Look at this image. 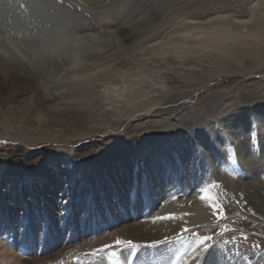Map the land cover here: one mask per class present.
Listing matches in <instances>:
<instances>
[{
  "label": "bare ground",
  "instance_id": "1",
  "mask_svg": "<svg viewBox=\"0 0 264 264\" xmlns=\"http://www.w3.org/2000/svg\"><path fill=\"white\" fill-rule=\"evenodd\" d=\"M78 1L84 3V9L88 12L95 11L98 14L107 15L112 8H117L125 0H111L108 5L107 0ZM186 3L196 5L189 0H186ZM183 9L175 17L176 20H180L179 26H188V21L196 23L200 28L206 25L221 26L222 30L219 29V33L224 34L231 32L232 28L240 24L236 13L224 5L217 13L214 12L217 17L211 19H207L212 17L211 15L205 14L206 16L202 17V13L183 11ZM72 10L58 4L55 0H0V116L11 110L21 109V105L32 103L34 112L42 113L45 111L44 107L39 103L37 105L36 102L42 98L45 99V96L50 98L57 93L62 94V87L67 89L68 85H79L81 82L94 83L90 87L94 95L96 94L94 96L96 99L90 107L97 113L111 114L112 111L109 110L101 112L102 104L98 99L106 100V96L108 97L111 93L108 85H117L115 79L118 74L123 73L121 68L133 63V58L122 56L121 52L115 50L116 47L122 46L123 43L128 46V43H131L130 47L134 45L132 49L134 58L159 54V51L165 54L166 51L170 52L175 47L170 42H160L159 39L165 30L161 33L157 29V32L155 30L147 36L144 35L145 31H140L144 22L155 23L157 16L155 7L140 9L137 15L131 20L127 19L126 24L122 25L118 31L112 29L114 26L107 24L100 34L92 26H86L82 17H77L79 16L77 11ZM134 11L135 8L130 14ZM255 11L253 10L251 14L252 21L257 15ZM32 21L35 23L39 21V23L35 25ZM252 21H248L247 24ZM260 27L258 29L264 30V26ZM115 41L119 44L116 45ZM101 89L104 91H100ZM174 90L176 89L170 88L167 92L153 91L150 96H147L163 98L169 102L171 99L169 94L173 92L174 95ZM215 104L219 106V101ZM162 105L165 104L159 100H148L141 105L142 109L138 107V109L135 107L127 109L126 115L129 118H140L151 113L161 116L162 120L163 115L178 112L177 110L183 107L179 105L166 111L160 107ZM116 109L124 110L119 107ZM248 112L249 110L244 109L234 116L230 114L218 121L219 126L227 131L237 145L238 160L240 167L244 170L245 178V181L240 182V186L226 182V178L219 171V165L225 162L224 141L222 142L217 136L213 126L208 125L213 141L211 144L210 141L203 142L199 132L192 127L186 128L185 134L182 130L174 128L173 121L167 119L164 129L162 126L156 128V125L147 124L146 128L150 131L145 134L142 131L136 132L139 127L133 124L128 129L131 136L129 144L123 143L120 135H110L111 137L107 140H97L93 145L83 147L81 150L87 153H91L90 150L95 148L94 155L87 159L89 165L84 171L66 174L62 170L55 176L50 168L46 169L42 167V164L34 162L33 169L26 168L32 171L24 179L23 174L27 172L24 167L28 164L24 167L17 165L16 170L20 171L17 174L23 181L21 192L36 198L38 202L34 209H29L28 225L26 228L21 227V233L24 237L31 238L32 244H36L38 251L41 252L37 257L21 259L0 241V264H74L72 259L74 256L78 259L80 254L77 250L82 249L84 243L89 245L90 237L102 230V226L109 229L112 236L120 240L148 243L173 235L186 226L207 222L212 210L208 208L206 201L194 200L193 196L188 197V190L191 189V183H194L198 177L209 173L225 181V188L234 196V199L241 201L238 208L240 213L247 214L254 209L264 214V156H258L253 152L248 140L239 139L241 131L243 134L249 131L245 129V118ZM254 112L258 114L260 127L264 129V108L254 109ZM138 114L140 115L137 116ZM235 117L239 119L238 124L235 123ZM239 124H242V129L237 131ZM87 135L91 133L87 132L79 137ZM33 155L31 154L30 157ZM58 161L54 158L51 163L58 165ZM25 163L26 161H23V164ZM8 167L4 171L1 166L0 175L3 171L5 175H9ZM66 186L73 191L72 196L77 199H75V205L70 203L73 199L71 192L68 197L65 194V197L62 195ZM179 189L183 190L185 200L169 203L164 209L167 216L174 217L170 219V224L155 222L154 207L167 196L171 197V192ZM84 192L87 193L86 197L83 196ZM190 202L192 204L189 207ZM183 204L184 206H180ZM163 205L165 207V204ZM28 206L26 202L17 201L13 210L17 209L16 212H20L22 208L27 209ZM132 210L135 212L133 216ZM80 212L84 216H79ZM60 213L65 214L64 217L61 216V219L58 217ZM9 221L12 222L10 216L6 215V209L0 206V228ZM39 221L43 222L42 232L38 230ZM59 222L64 228H58ZM172 222L176 223L175 227L171 226ZM249 222L250 220L244 219L245 224ZM28 241L30 243V239ZM106 241L108 239H103L100 244ZM59 242L65 244L54 252L49 251L51 246L54 248ZM110 252H93L84 264L90 262V264H121ZM174 252V249L163 246L150 253L139 254L137 258L135 257L136 259L131 252L126 255V258L127 260L129 258L130 262L129 260L127 262L130 264L133 259L136 264H170ZM73 253L76 254L73 256L71 255ZM226 256L223 250L214 248L207 254L204 264L241 263L233 259L227 260ZM83 260L80 258V264H83Z\"/></svg>",
  "mask_w": 264,
  "mask_h": 264
},
{
  "label": "rangeland",
  "instance_id": "2",
  "mask_svg": "<svg viewBox=\"0 0 264 264\" xmlns=\"http://www.w3.org/2000/svg\"><path fill=\"white\" fill-rule=\"evenodd\" d=\"M55 1L67 6L68 9H73L72 11H77L79 14L77 17H82L85 25L92 26L98 34L107 24L111 27L114 26L112 29L118 31L122 25L126 24V20L135 17L140 9L155 7L157 14L155 23L144 22L140 31H145L144 35L147 36L155 30L157 32V29L161 33L165 30L159 39L160 42H170L175 47L173 46V50L166 51L165 54H161L159 51V54L141 55L137 58H134L132 52L134 45L130 47L131 43H128L129 47L124 43L122 46L116 47L115 50L121 52L122 56L133 58V63L121 68L123 73L118 74L115 79L117 85H108L111 93L108 97L106 96V100L98 99L102 104L101 112L109 110L112 111L111 114L97 113L90 107L96 99L94 98L96 94L94 95L91 89L94 83L81 82L79 85H68L67 89L62 87V94L57 93L58 95L50 98L45 96V99L42 98L36 102L37 105L39 103L44 107L45 111L42 113L34 112L35 108L32 103L21 105V109L11 110L0 116V167L3 166V170L6 171L9 166L10 172L9 175H5L3 171L0 175V203L3 202L0 206L6 209V215H9L12 220L0 228V241L6 244L8 249L21 259L37 257L41 252L38 251L36 244H32L31 238H26L21 233V227L26 228L28 225L29 209H34L38 202L36 198L26 196L21 192L23 181L17 174L20 173L16 170L17 165L24 167L28 164L24 170L28 167L33 169L32 163L37 162L42 164V167L54 171L55 176L62 170L66 174L73 171H84L89 165L87 159L94 155L95 148L90 150L91 153H87L81 150L83 147H89L97 140H107L108 137L119 135L122 137L123 143L129 144L131 136H129L128 129L133 124L139 127L136 132L142 131L145 134L150 131L146 128L150 124L156 125V128L162 126L164 129L166 128L165 121H173L174 128L182 130L186 134V128L192 127L193 130L199 132L203 142L210 141L211 144L213 141L208 125L213 126L217 136L221 138L222 142H225H223L225 162L219 165L220 173L226 178V182L235 186H240V182L245 181L244 170L240 167L238 160L237 145L227 131L219 126L218 121L230 114L234 116L241 110H249L245 118V129H249V131L244 134L241 131L239 139L248 140L252 151L258 156H264V129L260 127L258 114L254 112V109L264 108V30L258 29L260 26L262 28L264 26V0H189L196 5L187 4L186 0H125L117 8H112L107 15L98 14L94 11L95 9H93L94 12H88L84 9V3L78 0ZM110 1L107 0L106 4L108 5ZM223 5L235 12L238 21L240 20L239 23H242L239 24L240 26L232 28L231 32L221 34L219 33V29L222 30L221 26L206 25L200 28L196 23L189 21L188 26H179L180 20L175 19L181 9L202 13V17L205 14L212 16L207 19L215 18L217 16L214 12L217 13ZM133 8L135 11L130 14ZM253 10H256L257 13L254 21L250 20ZM248 21L252 22L247 24ZM38 23L33 22L35 25ZM115 44L118 45L119 42L115 41ZM138 53L140 52L138 51ZM121 74L123 75L121 76ZM170 88L176 90H174V95L173 92L169 94L171 96L169 102L155 96L149 98L153 91L167 92ZM100 91H104V89ZM148 100H159L165 104L160 107L166 111L179 105L183 107L181 110H177L178 112L163 115L162 120L161 116L151 113L140 118H129L126 115L127 109L134 107L142 109L141 105L147 103ZM217 101H219V106L215 104ZM116 107L124 110H117ZM238 122L239 119L235 117V123L238 124ZM115 124L116 126H114ZM241 126L242 124L237 131L242 129ZM87 132H90L91 135L79 137ZM31 154L34 155L30 157ZM54 158L59 160V166L56 163H51ZM23 161L26 163L23 164ZM31 171L27 170L23 174L24 179L29 176ZM225 181H221L216 175L209 173L206 176L198 177L194 183H191L188 197L193 196L194 200L206 201L208 208L210 207L209 209L212 210L207 222L186 226L181 231L158 241L148 243L132 241L139 245L136 249L117 246L116 240H120V238L112 236L111 231L102 226V230L90 237L89 245L84 243L86 245H82L84 248L80 246L83 250L80 248L77 250L80 253L78 259L74 256L76 253L71 254L74 256V258L71 257L73 263L80 264V258L82 260L84 258V264L93 252L111 251L110 253H115L121 264H130L127 262L129 260L126 258L127 254L133 252L134 258H137L139 254L144 255L156 248L166 246L175 250L170 264H204L207 254L214 248L223 250L227 255V260L233 259L236 262H241L238 264H264V214L254 209L247 214L240 213L238 208L241 201L234 199V196L225 188ZM70 192L73 198L70 203L75 205L77 199L72 196L73 191L68 186L64 188L62 195L68 197ZM84 193L83 196L86 197L87 193ZM170 194L171 197L167 196L154 207L153 219L155 222L160 221L168 224L170 219H162L168 217L164 212L167 204L179 203L185 196L181 189ZM205 195L214 197L215 202L222 206L220 211L222 219L218 218L217 212L210 206L212 201L201 198ZM17 201L26 202L29 206L27 209L22 208L20 212H16L17 209L13 210V207ZM191 204L192 202L188 206L190 207ZM180 206H184V204ZM82 212L79 216H84ZM63 213H60L59 219L61 216H65ZM134 214L135 212L132 210L131 215ZM244 219H248L250 222L245 224ZM38 225V230L42 232L44 230L43 222L39 221ZM171 226L175 227L176 223L172 222ZM58 228L62 229L64 226L62 227L59 222ZM204 237H212V239L201 245L199 241ZM103 239H108V241L100 244ZM63 244L65 243L59 242L54 248L51 246L49 251L54 252ZM132 264H136L134 259Z\"/></svg>",
  "mask_w": 264,
  "mask_h": 264
},
{
  "label": "snow or ice",
  "instance_id": "3",
  "mask_svg": "<svg viewBox=\"0 0 264 264\" xmlns=\"http://www.w3.org/2000/svg\"><path fill=\"white\" fill-rule=\"evenodd\" d=\"M201 198L205 199V200H211L212 203L210 204V206L217 212L218 218H221V219L223 218L222 216H220V211H221L222 206L220 204H218L217 202H215L214 197H210V196L205 195V196H202ZM173 218L174 217L170 215V216L164 217L162 219H173ZM185 230L187 231V229H185ZM210 239H212V237H204L203 239H201L199 241V243L201 245H204ZM116 245L121 246V247H130L132 249H136L137 247H139V245L133 243L132 241H122V240H117ZM113 255H115V253H113Z\"/></svg>",
  "mask_w": 264,
  "mask_h": 264
}]
</instances>
